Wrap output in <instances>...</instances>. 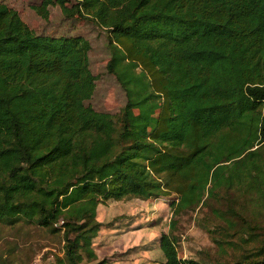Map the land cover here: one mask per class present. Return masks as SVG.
Masks as SVG:
<instances>
[{"label": "trees", "instance_id": "obj_1", "mask_svg": "<svg viewBox=\"0 0 264 264\" xmlns=\"http://www.w3.org/2000/svg\"><path fill=\"white\" fill-rule=\"evenodd\" d=\"M56 2L109 32L127 103L96 116L88 43L43 41L0 0L1 223L62 233L56 264H105L101 203L176 194V217L222 189L264 200V0ZM159 246L165 264H201L171 233ZM233 264H264V246Z\"/></svg>", "mask_w": 264, "mask_h": 264}, {"label": "rangeland", "instance_id": "obj_2", "mask_svg": "<svg viewBox=\"0 0 264 264\" xmlns=\"http://www.w3.org/2000/svg\"><path fill=\"white\" fill-rule=\"evenodd\" d=\"M2 3L17 11L43 41L74 37L86 41L88 71L94 88L84 104L96 116L121 115L127 95L107 68L112 52L105 28L80 17L67 18L56 0H2ZM71 128L73 122L69 121L67 129ZM173 200H177L176 194L156 198L153 206L159 230L173 234L180 258L201 264H233L244 254L264 246V200L256 195L222 189L212 196L205 195L203 204L176 217L169 207ZM103 213L101 205L100 217ZM59 257H64L62 233H52L25 219L11 225L0 222V264H56Z\"/></svg>", "mask_w": 264, "mask_h": 264}, {"label": "crops", "instance_id": "obj_3", "mask_svg": "<svg viewBox=\"0 0 264 264\" xmlns=\"http://www.w3.org/2000/svg\"><path fill=\"white\" fill-rule=\"evenodd\" d=\"M153 200L99 204L97 219L103 226L93 242L99 261L106 259L105 264H165L159 246L162 233ZM101 205L104 206L102 217L99 214Z\"/></svg>", "mask_w": 264, "mask_h": 264}]
</instances>
